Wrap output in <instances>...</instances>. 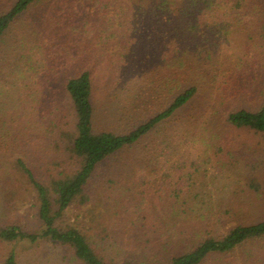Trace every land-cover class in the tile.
Returning a JSON list of instances; mask_svg holds the SVG:
<instances>
[{
    "label": "trees",
    "instance_id": "1",
    "mask_svg": "<svg viewBox=\"0 0 264 264\" xmlns=\"http://www.w3.org/2000/svg\"><path fill=\"white\" fill-rule=\"evenodd\" d=\"M224 18L249 27L264 55V0H0V133L7 148L17 147L3 174H15L34 192L38 222L32 230L0 225V244L12 246L0 264H20L22 243L66 247L78 264H264V220L225 229L232 211L202 193L187 172L188 165L199 169L202 157L192 160L201 132L182 134L191 130L185 119L210 133L209 151L236 167L233 134L264 137V74L252 77L257 98L248 106V89L237 85L242 61L219 72L225 42L206 35ZM229 27L233 22L215 34L225 37ZM107 45L119 61L105 73L93 67L95 58L87 60L94 53L88 48L96 46L102 57ZM74 59L84 60L65 75L59 96L54 73L62 60ZM150 68L168 72L146 75ZM15 116L27 117L36 134L13 133ZM173 119L183 122L182 130L170 142L168 135L155 139ZM220 124L224 134L215 133ZM28 140L39 147L40 166L22 147ZM131 151L135 157L124 164L132 172H107ZM141 180L144 189L137 187ZM248 180L261 190L257 177ZM94 184H102L101 198L111 204L106 223H66L75 204H93Z\"/></svg>",
    "mask_w": 264,
    "mask_h": 264
},
{
    "label": "rangeland",
    "instance_id": "2",
    "mask_svg": "<svg viewBox=\"0 0 264 264\" xmlns=\"http://www.w3.org/2000/svg\"><path fill=\"white\" fill-rule=\"evenodd\" d=\"M31 17V13H27L25 15L26 21L30 20ZM103 21L104 19L102 20V23ZM221 21L224 22L217 24L216 26L214 25L213 29H211V32L209 31L206 34L208 37L211 36V39L215 42L217 41V43H221L222 41L225 42V45H223V55H225V60H223V64L217 65L218 70L219 72L221 71V73L226 72L227 74L228 69H232L234 66L233 62L242 61L241 63L244 67L237 70V72L240 73V75H238L240 82H237V85L249 90H245L244 92L247 94V98L250 100L248 103L246 102V104L248 106H252L254 104L252 99L257 98L256 94H253V89H250L251 84L254 82V79L252 81V77L256 71H262L264 74V55H261L255 40L249 38V27L247 28L245 27L246 25H240L237 21L229 20L227 18H224ZM111 22L113 24V21ZM231 22H233V27H229L230 34H227L225 37L221 36L218 38V36L215 34V31H221V33L225 32V29L231 25ZM31 25L33 26V24ZM249 31H251V28ZM64 40L66 41L65 38ZM106 48V50L99 52H105L102 57L96 56V50L98 49L96 46L95 50L88 48L90 49V52L94 51V53H92L93 55L88 57L87 60L92 61V59L95 58L96 62L93 67H95L98 71L103 70L105 73L116 69L115 66H117L119 61L118 57V59H116V57L111 56V54L115 53L116 51L115 47L113 46L110 48L107 45ZM145 51L146 50L142 51L140 55L144 56L149 52V50L147 52ZM100 58H103L104 62L100 61ZM149 59H151V57ZM83 60L74 59L68 63L66 60H62L60 62V66L57 67L58 74L54 73L53 77L54 89L52 88V91L54 93L58 94L59 96L61 95L60 91L63 90L62 81L64 80L65 75L68 73L74 74L77 71L79 64L82 63ZM160 67H165V65L161 63ZM132 71L134 72V75L138 73V70L135 68ZM166 72L168 71H163V69H161L155 73H158V76L162 77ZM155 73L153 70L151 71V68L146 71V75H153ZM242 75H244V77H242ZM100 85L104 86L102 83H100ZM205 101H207L206 98ZM200 103L201 102L199 101L198 104ZM11 110L13 113L18 112V108L16 107L11 108ZM1 118L2 117H0V120ZM174 119L170 123H165V125H163L157 131L158 133L156 132L157 134L154 133V138L158 139L159 137L160 139L165 140L168 135V139L166 140L170 142L174 134L176 135L175 132L181 131L183 128H180V125L182 126L183 122H181V120L177 121L178 119ZM9 120L13 133L16 134L21 128H25L27 131L29 130V135L33 136L36 134V132L33 133L34 131L32 130L30 131L31 123H29L27 117L17 118V116H15L14 119L10 118ZM105 122L104 125H107ZM185 122H187L191 130H182V134L193 133L195 135H200L201 132V138L199 137L200 142L196 141L198 143L193 145L194 147L191 149L192 152H190L194 154L192 157L193 161L197 160V154L202 157V160L199 162L200 165L198 164L200 167L198 169V167L196 168L192 165H188L187 172H191L192 181L196 183V185L200 186L202 193L206 192L209 198L219 202L225 211L226 209L232 211L231 215L226 216L224 228L228 229L229 227L238 223H251L264 220V137H261L258 134H253L252 132L239 131L233 134V136H235L234 151H237L240 159L239 167H236V165H230L229 161L223 158L219 153H211V151H209L208 146L205 144H207L211 138L210 133L202 130L203 128L199 127L197 124L191 125L188 122V119H185ZM102 124L103 122L98 124V126H100L97 128L100 129L104 127ZM0 127H4V123H2ZM225 132L226 129L223 124L218 126L217 132L215 131L216 134H224ZM191 136L192 134L189 137ZM31 139L34 140L33 137ZM191 139L193 140V136ZM6 141H8V138L4 137L3 134L0 133V225L17 222L29 230L36 229L38 227V222L36 219L37 199L34 192L30 190L29 187L21 180H18L16 178L17 176L15 177V174H8L7 176L3 174V169L10 165V159L14 155V151H17V147L12 144L14 142H12L10 147L7 148V146L4 144ZM22 147H24V149L29 152L30 155H34V160L37 162L36 165L40 166L43 164L42 158L39 156L36 157L39 147L29 142V140L28 143H26L25 146L22 145ZM183 149L184 147L182 150ZM219 156L222 158H219ZM120 157L122 158L118 159V163L116 161H112L108 164V167L106 168L107 172L111 173L114 171L115 173L120 172L128 174L133 171V167H125L124 164L128 161V158L132 159L135 157L133 151L128 153L126 152ZM209 157L213 158L211 162L208 160ZM250 176L257 177L259 184L257 186H259L261 189L260 191H254L249 187L248 177ZM135 179V177H132L133 181L138 180ZM136 184L138 185L137 187L141 189L145 188L143 180H141V183ZM101 185L102 184H94V186H92L94 205L91 201L81 206L79 204H75L67 212L68 214L65 218L66 223L85 222L86 227H98L100 224L106 223L107 215H111L112 208L111 204L107 202V200L101 198L103 195V190L100 189ZM204 186H206L205 189H203ZM192 195H195V193ZM10 247H12L10 244H0V259L3 257V255H5V253H7ZM17 251L20 264H78L76 261H74L71 251L66 247L55 246L46 243L36 246L30 245L28 243H22L18 244ZM241 251L243 252V257H245V249H242ZM237 252L239 257L242 258L240 251Z\"/></svg>",
    "mask_w": 264,
    "mask_h": 264
}]
</instances>
